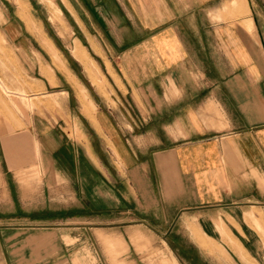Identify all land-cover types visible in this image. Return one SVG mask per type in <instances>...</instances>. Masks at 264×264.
Returning a JSON list of instances; mask_svg holds the SVG:
<instances>
[{"label":"crops","instance_id":"obj_1","mask_svg":"<svg viewBox=\"0 0 264 264\" xmlns=\"http://www.w3.org/2000/svg\"><path fill=\"white\" fill-rule=\"evenodd\" d=\"M4 1L6 44L43 105H0V264H162L164 247L177 264H211V246L264 252L249 222L264 223L257 2L58 0L73 34L61 37L67 58L33 0ZM112 83L134 102L118 105L122 116L96 97Z\"/></svg>","mask_w":264,"mask_h":264},{"label":"rangeland","instance_id":"obj_2","mask_svg":"<svg viewBox=\"0 0 264 264\" xmlns=\"http://www.w3.org/2000/svg\"><path fill=\"white\" fill-rule=\"evenodd\" d=\"M256 5L258 4L259 10L263 11L264 13V0H254ZM34 9L32 8V13L35 15L33 16L38 22L43 26V29L46 33L55 40L57 45L62 48L65 52L67 58L70 57L69 50L65 47L64 43L62 42V38L68 41L71 40L72 29L65 26V18L64 14L58 8V0H33ZM12 6L4 0H0V105L3 106L6 104L16 109L19 113L21 112L20 109V101H24V105L27 107H42L41 99L42 97H30V92L33 90L34 82L31 76L28 74V67H26V63L24 61L16 59L14 56V49L10 48L8 44H6V34L3 30L2 23L3 20L9 18L8 14L13 15L12 13ZM13 18V16H12ZM14 19V18H13ZM61 26V27H60ZM19 30H21L19 28ZM24 30V29H23ZM27 33L24 30V34ZM35 34V33H34ZM37 35V34H36ZM62 37V38H61ZM51 54V50H48ZM53 55L49 54L51 57L54 56L55 63L57 66H60L61 61L60 57L58 56L57 52L52 49ZM56 53V54H54ZM48 56V57H50ZM65 59V56H63ZM53 58V57H52ZM39 64L41 69H43L42 65V58L39 56ZM69 62L71 63L72 67L76 68L78 72H81L80 65L73 59H70ZM29 63L33 66V61L30 60ZM46 63V61H45ZM99 67L101 70H105L104 66L99 61ZM50 66V64H47ZM46 65V67H47ZM53 68H55V72L60 75V71L57 70L56 66L53 64ZM45 67V66H44ZM51 69L50 67H47ZM38 68H35V74L38 76L37 72ZM102 71V72H103ZM105 72V71H104ZM84 78V77H83ZM87 81L86 79H84ZM83 88V87H82ZM7 89L16 90L17 92H9ZM84 89V88H83ZM109 91L105 90V95L103 97H99L96 95L97 100H104L107 102L111 107L110 109L115 111L117 116H122V106L119 107L118 105H122L121 103H134L130 101L128 94H126L127 98L122 95L121 90L113 88V83L108 86ZM86 92V90H84ZM21 92V93H20ZM94 93V92H93ZM88 95V93H87ZM95 95V94H94ZM89 97V96H88ZM38 103H35V102ZM58 105L59 103H53ZM60 105V104H59ZM114 107V108H113ZM19 108V109H18ZM117 112V113H116ZM136 116V115H135ZM72 126V125H70ZM70 128V127H69ZM74 131V130H73ZM77 132V129L75 130ZM252 217V216H250ZM250 223H256V227L259 229L261 233V239L264 241V223L261 225L260 220H255V218L250 219ZM263 226V227H262ZM212 251L209 252L210 256L213 258L211 259V264H218L214 259L220 261L222 264H264V252L258 253L259 257L255 254L251 255L246 251L239 252H228L225 250H213L214 246H211ZM174 255L167 247H164L162 250V264H177V261L173 259Z\"/></svg>","mask_w":264,"mask_h":264}]
</instances>
